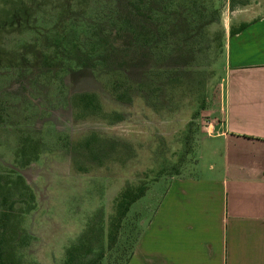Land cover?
<instances>
[{
    "label": "rangeland",
    "instance_id": "1",
    "mask_svg": "<svg viewBox=\"0 0 264 264\" xmlns=\"http://www.w3.org/2000/svg\"><path fill=\"white\" fill-rule=\"evenodd\" d=\"M171 1L0 0V174L35 193L26 264H64L99 217L106 238L117 196L145 185L103 263L125 264L170 181L210 163L198 154L224 111L227 34L264 0ZM128 84L131 100L117 101L112 91ZM84 92L124 120H74L71 96ZM93 133L130 145L131 157L99 166L74 154Z\"/></svg>",
    "mask_w": 264,
    "mask_h": 264
},
{
    "label": "crops",
    "instance_id": "2",
    "mask_svg": "<svg viewBox=\"0 0 264 264\" xmlns=\"http://www.w3.org/2000/svg\"><path fill=\"white\" fill-rule=\"evenodd\" d=\"M231 28L221 123L198 154L210 163L170 181L127 264H264V12Z\"/></svg>",
    "mask_w": 264,
    "mask_h": 264
},
{
    "label": "trees",
    "instance_id": "3",
    "mask_svg": "<svg viewBox=\"0 0 264 264\" xmlns=\"http://www.w3.org/2000/svg\"><path fill=\"white\" fill-rule=\"evenodd\" d=\"M200 3L198 0H190ZM145 1H143L144 3ZM177 0L171 1L176 3ZM242 4V3H241ZM247 27L242 25L238 30ZM235 31L231 30L230 35ZM133 46L139 41L136 27L132 29ZM130 85L127 89L113 90L112 94L120 102L130 101ZM137 88V87H136ZM73 118L76 121L90 117L102 118L112 124L122 122L120 113H105L99 95L92 92L75 93L71 96ZM74 154L84 156L87 160L96 161L102 166L105 160L117 161L122 157H131L133 149L130 145H121L117 141L107 140L98 134H90L87 138L72 146ZM123 158V159H125ZM76 169L86 172L87 169L77 165ZM147 187L128 185L120 192L114 203V214L110 217L107 235L104 226L97 221L88 225L86 231L65 252L64 264H103L106 254L111 252L117 243L122 223L131 206L146 195ZM36 206V197L24 177L0 174V264H26L20 255V249L29 246L32 236L24 228V218ZM134 250V249H133ZM132 253L126 260L128 263Z\"/></svg>",
    "mask_w": 264,
    "mask_h": 264
}]
</instances>
